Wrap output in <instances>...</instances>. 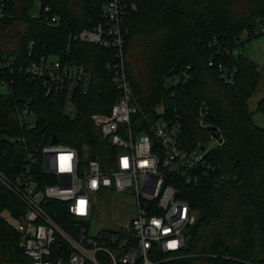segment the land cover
Instances as JSON below:
<instances>
[{"label":"trees","instance_id":"obj_1","mask_svg":"<svg viewBox=\"0 0 264 264\" xmlns=\"http://www.w3.org/2000/svg\"><path fill=\"white\" fill-rule=\"evenodd\" d=\"M104 1L5 0L8 16L0 19V52L20 63L55 56L85 67L91 82L87 93L83 88L76 91L77 117L71 119L64 113L66 91L49 93L44 79L13 75L14 85L0 95L4 175L19 173L28 155L51 144L54 136L75 149L84 165L95 156L102 169L115 166L118 151L91 116L109 113L120 98L114 72L119 61L115 50L78 38L101 21ZM36 3L40 11L34 17ZM126 6L125 70L140 113L153 120L177 119L186 150L199 145L207 149L214 140L212 128L221 133L217 146L206 154L211 174L197 184L165 176L166 184L175 187L198 216L181 250L153 249L151 259L162 264H264V127L256 124L249 103L264 74L239 50L264 35L256 33L264 22V0H127ZM220 65L234 72L233 82L221 78ZM29 98L36 115L32 128L23 126L18 116ZM201 108L207 109L203 126ZM257 110L264 114V98ZM45 181L54 183L51 177ZM46 207L73 235L81 226H90V220L72 216L67 203L49 201ZM5 211L18 221L25 205L0 181V264H32L17 226L2 216ZM103 231L130 235L124 228ZM98 259L112 263L104 254Z\"/></svg>","mask_w":264,"mask_h":264},{"label":"built area","instance_id":"obj_2","mask_svg":"<svg viewBox=\"0 0 264 264\" xmlns=\"http://www.w3.org/2000/svg\"><path fill=\"white\" fill-rule=\"evenodd\" d=\"M126 1L105 0L101 21L78 36L85 43L115 50L119 61L114 72L120 98L109 113L91 116L104 139L118 151L115 166L104 170L97 158H91L84 165L75 149L52 142L31 152L28 163L16 175L8 177L0 172V181L25 205V214L17 221V228L32 264H102L99 254L107 255L111 264H162L151 259V251L181 250L186 244V231L197 220V212L179 197L175 187L166 184L165 176L177 175L197 184L213 169L206 158L208 148L203 151L199 145L194 150L183 149L181 124L177 119L153 120L140 113L125 70ZM6 16L5 0H0V19ZM32 16L38 15L32 13ZM55 24L57 19L53 18L52 25ZM256 33L264 34V22ZM110 67L109 64L108 69ZM219 71L225 82H233V71L223 65L219 66ZM16 73L44 79L49 93L66 91L64 113L71 119L77 117L76 91L83 88L87 93L91 82V74L85 67L62 62L55 56H41L20 63L15 57L0 52V86L10 88L14 85ZM32 105L29 98L18 112L21 124L28 128L36 123ZM206 114L207 109L201 108L202 126ZM47 177L54 183L47 184ZM109 189L131 192L136 198L137 216L127 227H122L130 232L129 236L104 231L96 236L90 234L94 207L91 195ZM49 201L67 203L70 214L90 220V226H81L76 235L67 232L47 209ZM2 216L12 219L9 211ZM173 243L176 247H170Z\"/></svg>","mask_w":264,"mask_h":264},{"label":"rangeland","instance_id":"obj_3","mask_svg":"<svg viewBox=\"0 0 264 264\" xmlns=\"http://www.w3.org/2000/svg\"><path fill=\"white\" fill-rule=\"evenodd\" d=\"M39 11L40 3H36L32 13L33 15H38ZM239 50L240 53L256 62L262 74H264V35L251 39ZM7 90V87L0 86V95L6 94ZM262 98H264V80L249 101L255 122L260 127H264V114L258 112L257 104ZM157 110L162 112V107L159 106ZM216 146L217 142L213 140L208 145V149ZM91 197L94 207L91 217L90 234L93 236H96L103 230L118 231L122 227H127L137 216L136 198L131 192H120L115 189H109L103 190L100 193H92ZM11 223L15 226L18 224L15 220H11Z\"/></svg>","mask_w":264,"mask_h":264},{"label":"water","instance_id":"obj_4","mask_svg":"<svg viewBox=\"0 0 264 264\" xmlns=\"http://www.w3.org/2000/svg\"><path fill=\"white\" fill-rule=\"evenodd\" d=\"M212 132H213V138H214L215 140H219V141H220V140H221V133L218 131V129H217V128H212ZM52 142H53L54 144H58V143H59V139H58L56 136H54ZM201 149H202L203 151L206 150L205 147H201ZM92 160H96V157L93 156V157H92Z\"/></svg>","mask_w":264,"mask_h":264},{"label":"clouds","instance_id":"obj_5","mask_svg":"<svg viewBox=\"0 0 264 264\" xmlns=\"http://www.w3.org/2000/svg\"><path fill=\"white\" fill-rule=\"evenodd\" d=\"M170 247H176V244H175V243H173V244H171V245H170Z\"/></svg>","mask_w":264,"mask_h":264}]
</instances>
